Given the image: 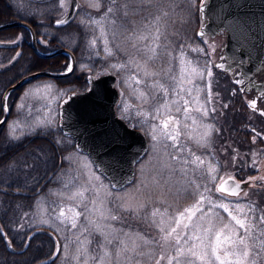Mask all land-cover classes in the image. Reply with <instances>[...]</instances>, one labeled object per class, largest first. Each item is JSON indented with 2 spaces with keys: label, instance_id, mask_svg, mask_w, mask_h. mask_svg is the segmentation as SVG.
<instances>
[{
  "label": "rangeland",
  "instance_id": "374dc122",
  "mask_svg": "<svg viewBox=\"0 0 264 264\" xmlns=\"http://www.w3.org/2000/svg\"><path fill=\"white\" fill-rule=\"evenodd\" d=\"M55 1L44 7L25 4L27 11L18 13L32 16L35 9L53 5L51 15L58 18L67 6L61 10ZM203 1L80 0L73 22L84 24L83 34L76 25L60 30L63 35L58 43L76 52L77 68L93 74L116 73L120 90L117 112L146 133L149 149L137 164L135 180L124 188L114 189L58 126L59 102L69 90L80 88L43 76L11 93V114L2 128V139L21 141L41 135L37 154L45 158L49 170L43 174L46 186L35 208L22 219L26 228L46 233L43 247L37 250L41 240L36 241L22 262L34 264L49 258L60 245L58 257L50 264H168L169 256L176 255L174 241L165 242L162 236L176 226L178 213L195 204L201 193L206 197L202 205L206 216L216 212L208 202L215 204V183L221 177L215 171L214 156L202 160L203 165L195 158L204 147L213 148L215 137L221 135L216 128L226 122L223 112L227 109L218 105L233 99L230 94L236 85L214 65L212 49L222 37H197ZM13 2L17 5L24 0ZM28 64V60L20 63L22 73L27 72ZM247 98L238 93L240 102L237 98L235 102L244 103ZM250 100L256 103V99ZM242 120L257 123L264 118L249 115ZM162 121H168L171 135L179 133L175 141L160 136ZM13 167H7V172L12 173ZM193 223L207 227V219L193 217ZM181 230L177 228V233ZM181 246L188 247L183 240ZM190 259L193 264H203L195 257Z\"/></svg>",
  "mask_w": 264,
  "mask_h": 264
},
{
  "label": "water",
  "instance_id": "95a60500",
  "mask_svg": "<svg viewBox=\"0 0 264 264\" xmlns=\"http://www.w3.org/2000/svg\"><path fill=\"white\" fill-rule=\"evenodd\" d=\"M78 5V0H71L67 14L57 21L68 22L78 9ZM199 10L205 21L199 28L198 35L215 36L221 30H225L226 54L229 60H235L231 65H240L241 73L246 76H250L259 68H264V0H207L200 5ZM17 25L30 27L28 23L16 20L1 24L0 29ZM30 29L33 34V46L38 52L34 32L31 27ZM10 45L0 42V47ZM56 52L70 53L71 71L40 70L29 73L10 85L3 95L4 114L0 119V128L9 117L6 100L13 90L38 76L59 78L73 72L75 58L72 52L65 48H60ZM225 68L230 69L227 66ZM116 78L114 73L88 75L89 86L86 90L71 92L61 101L59 126L65 135L74 139L79 151L89 154L97 170L110 179L112 186L121 188L134 180L136 163L146 152L148 144L141 130L129 126L116 113V104L120 96L115 85ZM223 181H227L226 185L236 183L231 177ZM58 249L54 256L37 264L52 262L58 254Z\"/></svg>",
  "mask_w": 264,
  "mask_h": 264
},
{
  "label": "flooded vegetation",
  "instance_id": "af4514ba",
  "mask_svg": "<svg viewBox=\"0 0 264 264\" xmlns=\"http://www.w3.org/2000/svg\"><path fill=\"white\" fill-rule=\"evenodd\" d=\"M26 1L33 5L36 3L41 5L53 0ZM65 1L69 2V0H63L62 3V0H56L54 5L57 8L64 10V7L66 9V6H68V3ZM17 5H19L18 9L16 8ZM17 5H15L13 0H6L0 8V13L12 14V18L17 19L19 18L17 11L26 9V6L22 4ZM52 8L53 5L47 7V9L41 8L40 11L35 9L38 12L35 13L36 18L34 19V16L30 18V20L34 21L30 24L33 27L38 51L44 54L53 52L63 46L58 43L60 41L59 39L62 38L63 35L60 30L63 29L62 27H69V23H71L75 18L74 15L72 21L70 20L64 25H56L55 20L57 18L51 15ZM65 13L66 12H64L60 17H62ZM27 30L30 39L26 41L23 40L27 36L25 30H0V42L14 44L13 46L0 48V72H4L6 74L11 71L14 72L16 66L27 60V57H30L31 59L48 58L49 61L56 64L63 62L61 52L51 56H42L39 54L32 45V33L29 28H27ZM218 36L222 37V41L216 48L212 49L214 55L216 56L214 65L218 70L225 72L232 79L236 88L234 87L230 94V98H233V101L229 100L227 103H222L224 105H218L227 109V113L223 112V116H225L224 120H226V122L222 123V126L219 127L217 126L218 124L216 125L217 133L219 131L221 135L215 137L216 142L214 143L215 145L213 148L211 147L209 150H205L204 147L202 153H199V156L196 154L191 155L192 157H199L200 161L206 160L208 157L210 159L211 156H214L213 159L215 160V165L217 167V169L214 170L219 173L221 177H223V180L231 177L236 181V183H239L240 194L238 197L227 194L222 195L221 193L216 192L214 195V201L215 204L227 203L230 204V206H238L239 208L244 209V213H247V215L236 211H233V215H237L240 219H245L246 222L248 220H252L255 224V227L252 229V238H249L248 244L250 246H254L252 247V252H258L259 255L253 257L250 253L249 259L251 260L254 258L256 264H264V250L258 246L260 241H264V224L259 222V217L264 216V179H261V177H264V120H259L260 122L258 121L257 123H254L252 120L249 122L242 120L249 117V115L255 117L256 120H258V118H264V107H261V105H264V69L256 70L250 77L241 74L240 68L236 65H231L226 58L224 52L226 33L223 31ZM226 66L230 67V69H226ZM238 93L243 96L247 95L248 98L243 99L245 104L235 102V98L238 100ZM233 94L236 95L233 96ZM1 97H3V94ZM250 99H256L255 107L251 106L252 104L250 103ZM238 101L240 102V100ZM0 105L3 110L2 99ZM237 118H239V120ZM236 121L243 124H237ZM254 124H256V126H254ZM204 152H206V155L203 154ZM188 157L190 158V155ZM202 169L205 170L204 168ZM206 170H209L212 173L210 168ZM221 177L217 179L215 188L222 182ZM250 177L255 179L250 180ZM236 183H234V185ZM234 185L226 186L227 188H231L234 187ZM250 208L255 209L254 214L249 211ZM215 213H218L219 216L223 217L224 223H230V227L234 229L238 235L244 234L243 230L239 229V226L235 225L234 221L230 222L228 214L225 213L223 209L216 208ZM31 234H33L32 238L27 248L23 251L24 254L36 245V241L41 240L38 242L40 244L37 250H40L43 247L44 239L40 233L32 231ZM224 234H228L227 229ZM27 238L23 244L24 247H26ZM33 240L36 241L33 242Z\"/></svg>",
  "mask_w": 264,
  "mask_h": 264
},
{
  "label": "trees",
  "instance_id": "16d2710c",
  "mask_svg": "<svg viewBox=\"0 0 264 264\" xmlns=\"http://www.w3.org/2000/svg\"><path fill=\"white\" fill-rule=\"evenodd\" d=\"M6 0H0V8L3 6ZM104 10V7L101 8ZM100 9V10H101ZM13 17L11 14L0 13V23L10 20ZM22 18V17H20ZM30 22V17H25ZM80 27V31L83 34V23H75ZM24 28H11L5 30H14ZM4 31V30H3ZM80 33V35H81ZM29 36L23 39L28 40ZM75 52V51H74ZM76 53V52H75ZM63 62L56 63L49 61L48 59L35 58L31 59L27 57L29 61V69L27 72L35 71L38 69L49 68L54 70H65L68 66V58L66 55H62ZM67 59V60H66ZM100 60V59H99ZM20 64L16 66L18 68ZM95 63V66H98ZM95 69V68H92ZM95 70H92L94 72ZM98 71V70H96ZM13 75V76H12ZM87 72L84 69L77 68L71 75L59 78L60 81L67 84H73L75 87L84 89L87 85L86 80ZM19 75L17 73H4L0 72V91L5 89L12 82L17 80ZM1 98V96H0ZM1 105H0V117H1ZM4 127V126H3ZM2 129L0 130V264H25L23 261L24 253L18 254L8 249V243L5 236L2 235V230L10 236L11 242L15 248H19L24 242V235L29 231V227L26 228L22 222L26 211L32 209L34 200L43 192L46 182L44 181V172H49L47 161L45 158L38 156V146L41 135L34 137H26L21 141H6L2 139ZM3 141V142H2ZM14 166L12 173L7 172V167ZM47 168V169H46ZM46 169V170H45ZM55 171V170H53ZM11 174V175H10ZM48 174V173H47ZM9 175V176H8ZM5 177V178H4ZM6 178H8L6 180ZM30 202V205L27 204ZM32 204V206H31ZM24 212V213H23ZM28 226V225H27ZM41 259H44L41 258ZM36 263V262H35Z\"/></svg>",
  "mask_w": 264,
  "mask_h": 264
},
{
  "label": "snow or ice",
  "instance_id": "6c2138e0",
  "mask_svg": "<svg viewBox=\"0 0 264 264\" xmlns=\"http://www.w3.org/2000/svg\"><path fill=\"white\" fill-rule=\"evenodd\" d=\"M108 11L111 12L112 9ZM57 23L63 24L65 21L60 20L57 21ZM157 39H159V36H157ZM68 71H71L70 67ZM208 75H211V73L209 72ZM137 83H139V81H137ZM251 106L255 107V102H252ZM161 123L163 128L160 131V136L175 141L179 133L171 135L167 131L168 121H162ZM153 139L155 140L157 137L153 135ZM195 160L198 161L199 157H196ZM200 163L202 164L203 161H200ZM212 179L215 180L216 177L213 176ZM249 179L255 178L250 177ZM261 179H264V177H261ZM221 180L223 181V177H221ZM226 184L227 181L218 184L215 191L222 195L227 194L238 197L240 194L239 183H236L234 187L231 188H226ZM205 191H208V189H205ZM78 195L82 196L83 193H78ZM205 199L206 197L203 193L199 194V199L195 204L178 213L175 221L176 226L171 227L167 231V234L162 236L165 242L170 238L174 241L172 247L175 249L176 255L169 256L168 264H173L174 260L176 264H193V261L190 259L191 257H195L197 260L203 262V264H256L254 258L251 260L249 259L250 253L253 257L259 255V253L252 252V247L254 246L248 244L249 238H252V229L255 227V224L252 220L246 222L245 219H240L237 215H233V211L244 213V209L238 206H230V204L227 203L213 204L210 199L208 200L213 208L223 209V211L228 214L230 222L234 221L235 225L243 230L244 234L238 235L236 231L230 227V223H224L223 217L219 216L218 213H213L212 216H206L202 208ZM249 211L253 214L255 213L254 208H250ZM197 213H200V215L197 216ZM244 214L247 215V213ZM60 215L61 217L64 215L63 211H61ZM75 215L78 217L80 213L77 212ZM153 215H156V213L154 212ZM193 217H197L198 220L207 219V227L202 228L200 224L193 223ZM108 218L113 220L116 219L115 216H110ZM184 220L187 222L182 224ZM259 222L264 224V216L259 217ZM189 225H191V228H189ZM72 227H76L74 220ZM177 228L182 229L180 233H177ZM184 229H188V231L184 232ZM226 229L228 230L227 235L224 234ZM161 232H164L163 228H161ZM174 233H176L175 236L173 235ZM181 240L184 241V245H188L187 248L181 246ZM258 246L264 250V241H260ZM104 256H108V253L105 252ZM181 256L185 257L183 261L179 259ZM161 259H163V257H161ZM157 264H159V261H157Z\"/></svg>",
  "mask_w": 264,
  "mask_h": 264
},
{
  "label": "bare ground",
  "instance_id": "6f19581e",
  "mask_svg": "<svg viewBox=\"0 0 264 264\" xmlns=\"http://www.w3.org/2000/svg\"><path fill=\"white\" fill-rule=\"evenodd\" d=\"M11 15H12V14H11ZM98 75H100V73H99V72H97V74H94L93 76H98ZM36 202H37V198L34 200V205H33L32 209H34V208H35V206H36ZM27 204H29V205H30V202H27ZM31 206H32V204H31ZM32 209H30L29 211H31Z\"/></svg>",
  "mask_w": 264,
  "mask_h": 264
}]
</instances>
